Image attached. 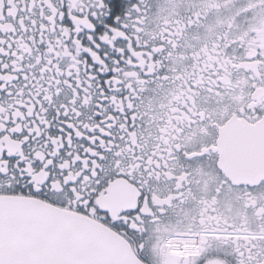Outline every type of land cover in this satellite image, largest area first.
I'll return each instance as SVG.
<instances>
[{"label":"snow or ice","instance_id":"snow-or-ice-1","mask_svg":"<svg viewBox=\"0 0 264 264\" xmlns=\"http://www.w3.org/2000/svg\"><path fill=\"white\" fill-rule=\"evenodd\" d=\"M0 264H264V0H0Z\"/></svg>","mask_w":264,"mask_h":264}]
</instances>
